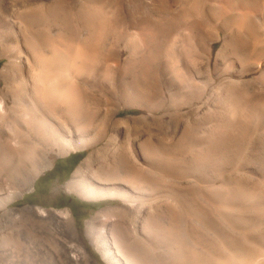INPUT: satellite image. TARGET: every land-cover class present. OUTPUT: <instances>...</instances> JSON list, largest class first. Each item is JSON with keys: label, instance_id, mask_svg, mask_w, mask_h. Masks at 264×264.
Here are the masks:
<instances>
[{"label": "bare ground", "instance_id": "bare-ground-1", "mask_svg": "<svg viewBox=\"0 0 264 264\" xmlns=\"http://www.w3.org/2000/svg\"><path fill=\"white\" fill-rule=\"evenodd\" d=\"M60 1L0 0V264H99L85 239L107 264H264V0L255 32L225 19L241 0L193 18L185 0H135L108 15L133 47L129 60L107 47L100 65L113 82L70 88L82 71L51 46L36 91L29 32ZM162 135L183 142L175 189L154 179L151 142ZM87 148L66 188L117 203L85 220L84 238L69 209L10 206L56 157ZM177 221L173 258L162 228Z\"/></svg>", "mask_w": 264, "mask_h": 264}, {"label": "rangeland", "instance_id": "rangeland-1", "mask_svg": "<svg viewBox=\"0 0 264 264\" xmlns=\"http://www.w3.org/2000/svg\"><path fill=\"white\" fill-rule=\"evenodd\" d=\"M233 1L236 2L235 0ZM258 2L260 1L241 0V4H238L239 6L233 5L236 10L235 14L231 12L229 13L231 15L225 16L226 21L228 23L231 21L230 25L234 22H241L244 30L250 31L252 29L254 31L255 28L261 26V17L254 8ZM128 3L134 5L135 0H66L51 4L50 9H48V20L46 22H43L41 17H37L40 23L29 32L31 36L29 42L32 48L34 47L33 50L36 54V58L32 60L34 62L31 61L34 69L33 75L39 80V83L37 81L36 91H43L41 80L45 74L42 72L41 60L47 54V47L51 46H58L61 49L65 48L72 61L73 66L69 69L71 72L77 71L79 67L82 71L81 74L77 75L78 77L72 78L70 88L80 92H101L98 87L92 85L93 80L99 83V81L106 78L109 82H113V71L102 69L100 65L104 55L109 56L107 47L110 43L118 47L117 51L112 52L111 55L118 60H129L132 57L133 47L128 40L127 33L117 23L111 22L108 19V15L124 11L130 7L127 6ZM207 4L210 6L207 7ZM224 4L221 0L216 2L211 0H185L183 9L185 14L192 18L196 17V15L199 17L203 15L205 9H209L214 15H219ZM241 6L246 10L245 12ZM16 7L19 8L20 6L18 4L13 6V8ZM249 8L253 14L249 12ZM242 13L245 14L243 15ZM226 17H229V19ZM209 26H212V24ZM218 44L215 43L213 45L214 51ZM236 48L237 46L234 44L233 49ZM4 61V58H0V66ZM113 91L116 92V88L113 87ZM131 92H135V90ZM136 114L137 111L132 109H120L116 113V117L124 118ZM152 123L149 125L156 126V124ZM182 149L183 142L179 140L174 142L169 136L162 135L153 138L150 150L154 165V179L157 184H160L158 186L163 185L165 189H175L181 185ZM91 150V148L77 149L63 156L56 157L51 166L39 173L34 181L33 188L24 192L22 196L10 203V206L22 207L31 205L47 209H69L75 219L77 232L84 238L85 220L108 205L117 203V201L109 202V200L83 199L66 188L72 172ZM76 160L77 163L72 170L67 172ZM160 165L168 169L162 170L159 168ZM120 217L124 216L120 215ZM133 217L134 215L124 218L126 222H129ZM159 224L160 221L157 220L156 226L158 227ZM162 229H166L164 232L168 236L169 245L167 251L175 258L174 237L176 236V239L182 237L181 221L171 225L165 224ZM174 230L176 231L175 236L173 235ZM85 244L89 254L99 264H107L86 239ZM145 250L149 251V247L146 246ZM148 259H150V256ZM169 264H176L175 260L172 259Z\"/></svg>", "mask_w": 264, "mask_h": 264}, {"label": "trees", "instance_id": "trees-1", "mask_svg": "<svg viewBox=\"0 0 264 264\" xmlns=\"http://www.w3.org/2000/svg\"><path fill=\"white\" fill-rule=\"evenodd\" d=\"M76 163H77V160H76L75 163L69 168V171H67V172H70Z\"/></svg>", "mask_w": 264, "mask_h": 264}]
</instances>
